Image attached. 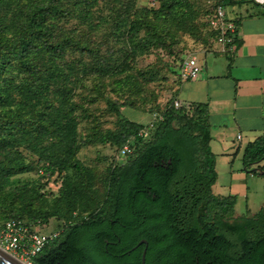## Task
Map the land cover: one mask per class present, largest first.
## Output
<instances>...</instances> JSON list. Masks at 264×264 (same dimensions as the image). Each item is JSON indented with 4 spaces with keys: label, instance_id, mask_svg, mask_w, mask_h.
Wrapping results in <instances>:
<instances>
[{
    "label": "trees",
    "instance_id": "1",
    "mask_svg": "<svg viewBox=\"0 0 264 264\" xmlns=\"http://www.w3.org/2000/svg\"><path fill=\"white\" fill-rule=\"evenodd\" d=\"M91 1L77 0L75 8L68 6L69 0H0V151L4 150L0 183L31 171L30 164L12 151L30 137H61L64 155L57 162L59 168L83 173L74 160L78 144L75 148L69 137L82 105L71 102V123L58 122L61 108L54 101L64 99L71 79L53 61L70 53L99 58L100 48L90 37L66 28L78 16L77 9L88 12ZM245 1L249 0H221V4ZM214 35L218 36L216 30ZM182 57L175 62L176 73ZM38 59L51 63L49 70L41 71ZM16 97L21 102L11 112ZM170 103L153 113L158 118L146 138L139 135L145 125L128 120L102 135L115 157L103 180L105 194L92 208L75 212L80 189L69 180L53 200L52 210L33 205L36 195L19 206L12 201L1 204L8 216L0 227L7 220L46 223L51 215L60 216L61 236L34 256L32 264H140L143 245L128 251L141 239L148 243L145 264H264V208L252 217L235 218V198L212 194L216 172L207 106L175 108ZM30 117L32 133L28 129L20 133L32 135L22 138L20 122ZM127 141L130 152L120 162L117 154ZM263 157L264 137L245 146L242 163L246 169ZM258 174L264 176V171Z\"/></svg>",
    "mask_w": 264,
    "mask_h": 264
},
{
    "label": "rangeland",
    "instance_id": "2",
    "mask_svg": "<svg viewBox=\"0 0 264 264\" xmlns=\"http://www.w3.org/2000/svg\"><path fill=\"white\" fill-rule=\"evenodd\" d=\"M73 2L76 4L77 0H69L68 6L75 7ZM91 2L93 5L86 14L77 9L78 16L72 18L66 28L71 32L78 30L87 39L90 37L88 40L92 45L100 48L99 58L70 53L62 61H53L64 68L71 79L64 99L54 101L55 106L61 108L58 122L67 119L71 123L74 116L70 110L71 102L78 101L82 105L75 113L80 117L74 119L76 129L73 123L75 131L69 137H72L75 148V143L78 144L74 160L82 166L83 173L72 167L59 168L57 162L64 155L61 137L22 140L12 151L16 152L14 156L30 164L31 171L0 183V223L8 216L6 210L1 209V204L4 206L7 201L19 206L36 195L33 205L40 209L51 206L52 210L53 200L60 196V190L68 180L80 189L75 212L92 208L105 194L103 180L109 162L115 157L102 135L116 130L121 120L143 125L148 123L153 113L164 109L174 98L176 60L188 54L198 57L214 53L218 49L211 25L213 0ZM168 6H171L170 10H167ZM131 24L134 27L130 31ZM38 61L41 71L49 70L51 63ZM20 102V97H16L11 112ZM54 116L55 113L51 117ZM32 122V117L20 122L18 134L23 135L22 138L32 135L20 133L27 129L30 131ZM0 153L4 154V150ZM48 166H52V170L47 169ZM259 171H264V157L245 169L242 155H237L236 151L229 156H217L212 194L222 198L233 196L236 213L243 214L246 209L248 212L256 211L264 199V176L259 175ZM85 188H90V191ZM45 224L46 229L58 228L62 221L55 214L48 217Z\"/></svg>",
    "mask_w": 264,
    "mask_h": 264
},
{
    "label": "crops",
    "instance_id": "3",
    "mask_svg": "<svg viewBox=\"0 0 264 264\" xmlns=\"http://www.w3.org/2000/svg\"><path fill=\"white\" fill-rule=\"evenodd\" d=\"M225 12L236 25L233 49L198 56L199 76L177 80L174 90L188 106H207L215 167L217 156L242 155L247 144L264 137V0L226 6ZM259 204L250 213L234 210V216L252 217L264 208V199Z\"/></svg>",
    "mask_w": 264,
    "mask_h": 264
},
{
    "label": "built area",
    "instance_id": "4",
    "mask_svg": "<svg viewBox=\"0 0 264 264\" xmlns=\"http://www.w3.org/2000/svg\"><path fill=\"white\" fill-rule=\"evenodd\" d=\"M214 1V16L211 25L218 32V53H227L233 49L235 24L227 19L225 7L221 0ZM202 71V65L197 56L188 54L182 57L177 65L176 81H189L196 79ZM175 108H188L184 102L173 98L170 103ZM158 115L152 114L151 120L145 124L139 135L146 138L149 129L153 128V122ZM130 152V142L127 141L117 154L118 160ZM46 224L36 220L34 222H23L21 220H7L0 227V249L13 256L23 264H32V258L39 254L50 242L58 240L62 228L46 229ZM47 227V226H46Z\"/></svg>",
    "mask_w": 264,
    "mask_h": 264
},
{
    "label": "water",
    "instance_id": "5",
    "mask_svg": "<svg viewBox=\"0 0 264 264\" xmlns=\"http://www.w3.org/2000/svg\"><path fill=\"white\" fill-rule=\"evenodd\" d=\"M141 245H143V249L140 256V264H145L146 249L148 246V243L145 239L139 240L137 244L134 247H132L128 252L135 250L137 247ZM0 264H23V263L0 249Z\"/></svg>",
    "mask_w": 264,
    "mask_h": 264
}]
</instances>
